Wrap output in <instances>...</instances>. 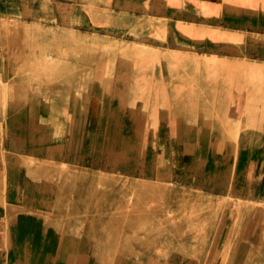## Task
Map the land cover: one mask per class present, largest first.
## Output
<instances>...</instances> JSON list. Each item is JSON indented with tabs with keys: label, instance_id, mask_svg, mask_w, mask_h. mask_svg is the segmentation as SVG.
I'll return each instance as SVG.
<instances>
[{
	"label": "rangeland",
	"instance_id": "obj_1",
	"mask_svg": "<svg viewBox=\"0 0 264 264\" xmlns=\"http://www.w3.org/2000/svg\"><path fill=\"white\" fill-rule=\"evenodd\" d=\"M119 254L264 264V0H0V264Z\"/></svg>",
	"mask_w": 264,
	"mask_h": 264
},
{
	"label": "bare ground",
	"instance_id": "obj_2",
	"mask_svg": "<svg viewBox=\"0 0 264 264\" xmlns=\"http://www.w3.org/2000/svg\"><path fill=\"white\" fill-rule=\"evenodd\" d=\"M247 11H248V10H247ZM243 34H244V33H243ZM250 34H251L252 37H254V36H257L258 33H256V32H252V33H250ZM215 56H216V55H215ZM149 200H151V199H149ZM149 200L147 199L146 201L149 203ZM144 201H145V200H144ZM140 204H142V203H140ZM143 208H144V207H139L138 210L143 209ZM135 212H136V211H135ZM136 213H137V212H136ZM137 215H138V214H137ZM138 216H139L140 218H142V221H146V220L143 219L142 215H138ZM135 218H136V217H135ZM140 218H139V219H136L137 221H139V223H138V222H137V223H136V222H133V220H132V222H130V223H131V224L133 223L132 225H134V224L136 223V224H137L136 226H138L139 224H142V223H143V222L141 221ZM144 218H146V217L144 216ZM136 220H135V221H136ZM141 222H142V223H141ZM134 226H135V225H134ZM139 226H140V225H139ZM191 232H192V231H191ZM186 233H188V232L186 231ZM120 238H121V237H120ZM120 238H119V239H120ZM123 239H124V238H122V240H121L120 242H122ZM127 240H128V239H127ZM129 240H130V239H129ZM118 242H119V241H117L116 243H118ZM107 243H108V242H107ZM123 243H124V241H123ZM119 244H120V243H119ZM121 244H122V243H121ZM129 244H130V243H129ZM117 245H118V244H117ZM117 245H116V246H117ZM147 245H149V247H148V249H147V251H146V254L151 253L152 250H154L152 247H150L151 242L147 243ZM121 246H122V245H121ZM123 246H124V245H123ZM112 248H113V247H112ZM117 248H118V247H117ZM117 248H116V251L118 250ZM180 250H183V248L180 247V248L177 249V251H180ZM116 251H115V253H116ZM143 251H144V250H143ZM171 251L173 252V251H175V249H172ZM118 252H119V250H118ZM121 252H122V249H121ZM121 252H119V253H121ZM138 252H139V251H138ZM144 253H145V251H144ZM125 259H126V258H125ZM125 259H124V257H121L120 254H119V256L117 257V260H118V263H119V264H120L121 261H124L123 263L126 264ZM139 259L142 260L141 258H139ZM83 262H84V261H83ZM85 262H86V260H85ZM123 263H121V264H123ZM128 264H129V263H128Z\"/></svg>",
	"mask_w": 264,
	"mask_h": 264
},
{
	"label": "crops",
	"instance_id": "obj_3",
	"mask_svg": "<svg viewBox=\"0 0 264 264\" xmlns=\"http://www.w3.org/2000/svg\"><path fill=\"white\" fill-rule=\"evenodd\" d=\"M179 3H186V2H192L194 5H201V4H221L223 0H170ZM169 2V1H168ZM238 31V30H235ZM258 61V60H257Z\"/></svg>",
	"mask_w": 264,
	"mask_h": 264
}]
</instances>
